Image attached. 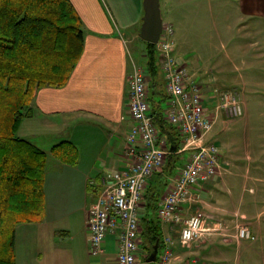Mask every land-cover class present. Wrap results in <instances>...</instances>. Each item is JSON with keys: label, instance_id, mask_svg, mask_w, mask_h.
<instances>
[{"label": "crops", "instance_id": "0c3cea01", "mask_svg": "<svg viewBox=\"0 0 264 264\" xmlns=\"http://www.w3.org/2000/svg\"><path fill=\"white\" fill-rule=\"evenodd\" d=\"M70 1L83 24V48L67 81L62 86H42L33 98L32 114L28 118L37 128L32 134L47 132L49 139L44 147L42 138L34 136L36 145L47 154L44 213L38 221L17 225L16 264H117L118 232H109L104 239L103 253L91 256L86 219L88 208L100 190V176L106 171L126 168L132 162L126 154L132 124L128 75L131 59L136 61L134 52L143 54L146 45L143 42L144 49H140L128 44L140 38L143 0ZM227 1L237 4L236 11L229 10L231 13L224 16V37L230 41V47L220 46L221 57L211 53L209 61L216 60L213 67L218 74L212 68L205 74L210 73L209 81L214 82L215 87L225 88L219 84L235 82L244 92L252 81L242 79L244 82H241V77L235 79L232 73L238 68L236 61L242 63L248 56L261 60L263 56L264 0ZM191 2L160 0V7L169 11L174 5ZM174 55L187 67L186 57L177 52L176 47ZM201 68L192 61L188 71L200 86L206 87L207 94L209 82L197 76ZM158 71L154 82L148 81L151 115L156 122L168 100L163 75L160 69ZM226 77L230 78L226 80ZM217 115L207 140L220 149L222 172L202 182L198 186L197 202L191 206L184 203L182 210L186 215L195 207L200 208L207 215L206 226L218 230L191 245H182L178 230L157 218L153 209L155 198L166 191L169 178L176 174L187 156V152L169 154L144 188L139 208L142 232L138 258L142 262L147 261L150 253L144 231L155 226L150 219L156 217L161 240L171 235L174 251L182 260L194 257L200 264H235V261L264 264V141L258 152H253L251 145L255 140L248 135L251 127H244V132L235 125L224 129V121L231 118L223 113ZM162 135L167 137L168 134ZM65 140L75 147L71 162L59 159L52 150ZM90 178L97 182L95 186L87 183ZM242 225L251 230L254 240L237 238V229Z\"/></svg>", "mask_w": 264, "mask_h": 264}, {"label": "built area", "instance_id": "2783aa9c", "mask_svg": "<svg viewBox=\"0 0 264 264\" xmlns=\"http://www.w3.org/2000/svg\"><path fill=\"white\" fill-rule=\"evenodd\" d=\"M173 35V24L163 21L156 55L160 59L158 68L164 78L168 100L161 117L178 133L176 152H187L188 157L169 178L166 191L159 196L156 215L163 224L178 230L182 245H189L217 231V228L206 226L207 215L200 208L195 207L186 215L182 210L184 203L191 206L197 202L198 186L202 182L222 172L220 149L207 140V135L218 113L236 118L243 114V106L236 88H218L211 82L206 94V87L200 86L174 56ZM128 88L132 124L126 154L132 162L126 168L106 171L100 176L99 193L87 212L88 251L91 256L101 255L106 235L116 230L117 264H200L195 258L182 260L174 251L171 235L162 238L154 262H142L138 258L142 232L139 206L144 188L153 173L166 162L171 143L161 134L151 115L147 74L132 59ZM209 94L214 98L212 108L206 105ZM87 183L97 184L93 178ZM236 236L238 239H255L245 225L238 227Z\"/></svg>", "mask_w": 264, "mask_h": 264}, {"label": "trees", "instance_id": "16d2710c", "mask_svg": "<svg viewBox=\"0 0 264 264\" xmlns=\"http://www.w3.org/2000/svg\"><path fill=\"white\" fill-rule=\"evenodd\" d=\"M83 35L81 18L70 0H0V264H16L17 225L38 221L44 213L47 154L19 136L17 129L32 114L38 88L67 81L81 54ZM142 42L154 78L159 74L156 44ZM156 124L176 147L170 155H176L178 133L162 117ZM52 150L67 162L76 154L66 140ZM153 222L144 235L151 247L157 239L160 247L161 235Z\"/></svg>", "mask_w": 264, "mask_h": 264}, {"label": "rangeland", "instance_id": "374dc122", "mask_svg": "<svg viewBox=\"0 0 264 264\" xmlns=\"http://www.w3.org/2000/svg\"><path fill=\"white\" fill-rule=\"evenodd\" d=\"M236 9H237L236 2L232 1V3H229L227 0H192L191 3H186L182 6L174 5L173 8L170 9L169 11H166L164 8L161 7L163 21H168V22L170 21L173 24L174 47L177 48V52L181 53L183 57H186L185 60L187 63V67H186L187 71L188 68H190L191 62L196 61L199 68L202 67L201 71H198L197 76L206 79L210 84H211V81H209L210 73L207 71L206 72L208 73L207 75L205 74V71L208 70V68H212L213 71L217 73V70L214 69L215 67H213L214 66L213 63H215L216 61L214 60L215 57H213L214 61L212 62L209 61L210 60L209 56L212 53L218 57H221L223 55V51L221 50L220 46L222 45L224 46L225 44L226 47L228 48L230 47V41L225 40L224 37L226 33L225 31L226 24L224 23V16H226L228 13L236 11ZM229 10L231 12H229ZM234 40L237 41L238 40L237 37H234ZM227 43L229 44V46H227ZM131 45L135 47L137 46L140 49H144V44L140 38H138L132 44L129 43L128 47L129 46L131 47ZM146 49L147 48H145L143 51L144 55L141 54L142 52L137 53L134 52L133 50L134 57L136 56L135 57L136 63L142 66L143 69L145 70L147 74V80L154 82V79L157 77L158 73L156 74V77L151 78L149 73V67L146 64L148 60V58L146 57ZM155 49H157L156 45H155ZM262 50H263V56H261V60H252L248 56L245 58V61H243L242 63L239 60L236 61V66H238V68L233 70L232 76L235 79L240 76L241 82H244V80L242 79H245L249 82L254 81L253 83L251 82L247 84L246 90L244 92L240 91L239 88L240 84H237L235 82H233L234 84L232 82L219 84L220 87L236 88L240 94V99L243 104L242 106H243L244 116H239L224 121L225 122L224 129H227L228 127L235 125L239 130L243 129L244 132L245 130L244 127H247V125L248 127L250 126L251 131L249 132L248 135H250L255 140V144L253 143L251 145L253 152L254 151L258 152L259 146L261 147V145H263L262 141H264V48H262ZM158 60L160 59H158L157 57V68H158ZM229 78L230 77H228L226 80H228ZM212 84H214V82ZM258 84L261 85L257 86ZM209 97L210 99L206 101V105L212 108L214 104L213 103L214 98L213 95ZM237 120L239 122L235 124ZM36 128H37V124H35L34 121H32L30 118L27 117L24 118L19 124V128L17 129V134L21 137H24L25 139H28L32 143L35 142L34 136H38L42 138L41 144L44 147H46V145H48L49 143L48 141L49 139L47 138L48 133L42 132L40 134L34 135L32 134V132H34ZM34 144L36 145V142ZM187 157L188 156H185V159H187ZM262 166L264 168V163H262ZM155 173H153V175ZM168 183L169 181L167 182V186ZM159 196L160 194H158V196L155 198L153 204L154 206L153 209L155 210V214L157 209V201L158 198H160ZM150 220L156 221V217ZM257 242H259V240ZM189 245H191V243H189ZM150 248L152 250L151 245ZM235 264L238 263L235 261Z\"/></svg>", "mask_w": 264, "mask_h": 264}, {"label": "water", "instance_id": "95a60500", "mask_svg": "<svg viewBox=\"0 0 264 264\" xmlns=\"http://www.w3.org/2000/svg\"><path fill=\"white\" fill-rule=\"evenodd\" d=\"M162 13L160 7V0H143V16L142 23L139 30V37L143 41L156 44L162 30ZM174 149L170 145V149ZM159 248V240L152 245V250L147 257V262H154L157 258Z\"/></svg>", "mask_w": 264, "mask_h": 264}]
</instances>
